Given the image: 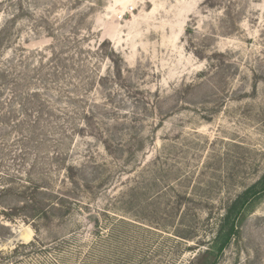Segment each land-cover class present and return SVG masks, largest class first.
<instances>
[{
  "label": "rangeland",
  "instance_id": "rangeland-1",
  "mask_svg": "<svg viewBox=\"0 0 264 264\" xmlns=\"http://www.w3.org/2000/svg\"><path fill=\"white\" fill-rule=\"evenodd\" d=\"M0 0V264H264V0Z\"/></svg>",
  "mask_w": 264,
  "mask_h": 264
},
{
  "label": "trees",
  "instance_id": "trees-1",
  "mask_svg": "<svg viewBox=\"0 0 264 264\" xmlns=\"http://www.w3.org/2000/svg\"><path fill=\"white\" fill-rule=\"evenodd\" d=\"M210 7L215 6L212 0H207ZM206 1V2H207ZM264 196V173L258 181L246 188L227 207L220 219L215 236L216 253L222 254L230 240L239 232V223L244 211L255 201Z\"/></svg>",
  "mask_w": 264,
  "mask_h": 264
}]
</instances>
